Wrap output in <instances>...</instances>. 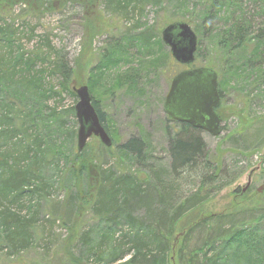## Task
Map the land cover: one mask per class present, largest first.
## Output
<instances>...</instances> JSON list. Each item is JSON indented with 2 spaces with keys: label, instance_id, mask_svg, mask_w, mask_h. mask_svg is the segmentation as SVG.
Segmentation results:
<instances>
[{
  "label": "trees",
  "instance_id": "obj_1",
  "mask_svg": "<svg viewBox=\"0 0 264 264\" xmlns=\"http://www.w3.org/2000/svg\"><path fill=\"white\" fill-rule=\"evenodd\" d=\"M45 1L51 4L50 1ZM62 1L65 7L68 4L78 5L85 14L94 13V9L99 11V7L103 5L102 13L104 17L110 16L108 19L110 25L114 26L113 29L118 25L113 16L127 21L136 12L142 13L145 3V0H104V3L103 0ZM152 1L157 5L163 2ZM169 1L178 10L176 18L167 19L157 31L154 27H148L135 33L134 39L141 46L150 48L154 40L162 36L164 28L176 21H185L198 36L195 62L199 61V45L207 36L222 47L226 60L235 51H246L249 43H254L253 51L256 55L253 59L246 58L242 62L246 66L243 75H251L252 72L254 75L257 72L255 76L262 74L261 78L264 79V66L260 62L264 57V25L254 30V16L243 7L248 0ZM46 8H50V11L54 9ZM261 11L263 15L260 14ZM260 12L258 16L264 17V9ZM224 16L228 23L223 27L221 22ZM136 28L138 22L128 32L136 31ZM155 35L158 37H154ZM4 46L11 49V52L5 51ZM12 48V25L0 26V260L5 259L9 262L7 264H54L51 260L55 250L61 248L65 241L51 238L48 227L52 229L58 222L62 226L70 224L72 227L78 211L83 209L89 213L97 231L101 232L97 235L100 240L96 244L92 243V234L90 231L86 233L85 226H81L70 237L67 242L71 248L67 253L70 259H73L77 245L82 246L81 254H78L80 257L75 255L77 259L74 258L77 264H89L92 259L93 264H171L174 249L181 264H260L251 258L247 241H243L246 240V224L238 227L231 225L244 214L253 215L255 209L204 215L184 229L183 222L211 194L231 185L243 173L236 163L233 168L228 167L221 160L222 156H209L208 147L201 135L185 124H180L181 135L170 142L171 183L168 182L167 172L159 167L156 169L158 171L150 169V176H136L120 170H106L102 162L98 166L95 185L79 186L64 201V212L56 216L58 205H54L49 197V188L54 183L46 175L54 163L66 161L68 153L64 148L69 144L68 138L71 142L75 138L76 130L66 129L64 116L56 111L50 113L49 119H45L44 101L49 94L58 96L64 92L77 98L73 91L76 76L67 63L61 62L59 65L58 62L55 70L61 78V89L55 91L51 87L47 91L44 88L45 72H34L35 62L25 58L24 54L17 55ZM177 66L175 63L172 79L180 72L177 71L180 65ZM205 67L217 73L211 62ZM240 67L227 70L228 75L238 73ZM252 68L254 71L251 72ZM217 75L222 100L220 110L224 113L227 106L221 93L223 84H220L219 71ZM93 105L109 134L105 114L99 103L93 99ZM64 114L76 117L75 107ZM255 126L253 135L236 134L226 138V142H231L232 150L239 156L252 152L242 149L241 142L248 144L253 139L251 144L257 147L264 143V136L260 135L264 131V119L259 118ZM222 130L224 132L223 128ZM52 134L58 135L60 141L55 140ZM101 147L104 149L103 145ZM121 149L134 158V161L144 162V141L132 139ZM84 153H75L74 161L70 167L66 164V168L72 171ZM232 172L236 173L232 175ZM63 173L65 175L67 171ZM73 173L75 174L74 170ZM187 176L199 181L198 189L189 194H180L178 186ZM27 197L29 211L27 215H23L22 210L15 206H23ZM36 197L40 198V203H50L54 209L55 214H47L49 226L40 221L38 204L31 202ZM144 199H150V202H144ZM157 206L161 208L159 215L155 212ZM255 220L261 219H253ZM179 228L183 231L180 241L176 242L175 236ZM118 229H123V232L121 237L116 238ZM197 233L206 235V241L202 247L187 253L188 242ZM32 254L38 259L30 261L25 258ZM128 257L129 260L125 261Z\"/></svg>",
  "mask_w": 264,
  "mask_h": 264
},
{
  "label": "rangeland",
  "instance_id": "obj_2",
  "mask_svg": "<svg viewBox=\"0 0 264 264\" xmlns=\"http://www.w3.org/2000/svg\"><path fill=\"white\" fill-rule=\"evenodd\" d=\"M49 1L51 4L45 0H0V26L12 25V51L32 59L35 62L34 72H45L44 88L47 91L51 87H54L55 91L61 89L59 85L61 78L55 70L58 62L59 65L61 62L67 63L74 70L76 76L74 86L76 88L88 86L91 96L99 103L101 111L105 114L106 126L113 143L111 147H106L98 138H91L83 150L85 153L81 161L77 162L76 167L73 166L75 174L73 170H68L66 164L68 166L72 164L73 155L78 154V122L75 116L64 112L75 107L78 98L65 92L58 96L49 94L44 101L45 119H49L50 113L56 111L64 116L66 129L76 130L75 138L72 142L68 138L69 144L64 148L68 153L66 161L54 163L46 175L54 183L49 188V197L54 205H58L56 216L64 212V201L73 195L79 186L95 185L98 166L102 162L106 170H120L136 176L140 174L150 176V169L156 170L159 167L167 172L168 182L171 183L170 142L181 135L182 129L179 123H173L168 119L164 103L171 86L172 74L176 69V62L171 56L170 49L162 42V36L156 38L150 48H144L135 41L133 35L148 27H154L155 31L162 28L167 19L176 18L178 13L176 6L170 4L169 0H163L159 5L152 0H145L144 11L129 16L127 21L113 16L118 23L113 29L114 26L110 25L108 19L110 16L104 17L102 13L103 5L99 7V11L94 9V13L85 14L78 5L68 4L65 7L62 0ZM46 7L54 9L50 11V8L48 10ZM243 7L254 16V30L264 25V17L258 16L260 10L264 9V0H248ZM137 22L136 31L128 32L137 25ZM226 22L228 23L227 18L222 17L223 27ZM199 47V61L191 68L205 67L209 62L213 64L217 73L219 71L220 84H223L221 93L227 106L224 113L220 112L224 132L218 137L204 134L201 135V139L208 147L209 156H219V158L222 156L221 160L228 167L233 168L236 163L243 173L231 185L211 194L210 198L183 222V227L187 228L204 215L255 209L253 215L244 214L235 219L231 225L238 227L246 224V240L243 241H247V250L250 251L249 254L254 262L264 264V143L257 147L251 144L253 139L248 144L241 142L242 149L246 148L252 152L239 156L232 150L231 142H226L227 137L236 134L253 135L257 120L264 119L262 74L255 76L257 73L255 72L253 75L254 68H252V77L243 75L246 66L242 62L246 58L253 59L256 55L253 51L255 46L254 43H249L246 51H235L228 60L224 56L222 47L211 37L204 38ZM4 50L11 52L6 46ZM260 62L264 66V57ZM234 65L241 66V69H238L240 71L228 75L227 70L235 69ZM189 68L179 66L177 71ZM54 71L56 73H53ZM52 135L55 140L60 141L58 135ZM260 135L263 137L264 131ZM132 139H140L146 143L143 163L134 161V158L121 149ZM64 171H67L65 175ZM235 173L232 172V175ZM250 175L251 186L247 189ZM191 178L187 176L178 186V193L189 194L198 189L199 181ZM24 201L23 206L18 204L15 207L22 210L23 215H27L29 198H25ZM31 202L38 204L39 219L43 225L49 226L47 214L50 212L55 214L50 203L48 205L44 202L40 203V198L37 197ZM144 202H150V199H144ZM155 212L159 215L161 208L157 206ZM256 218L261 220L253 221ZM74 222L75 225L72 227L70 224L62 226L60 222L52 229L48 227L51 238L65 241L61 248L55 250L51 260L54 264L78 263L74 262V258L77 259L75 255L80 257L78 254H81L82 246L77 245L75 255L70 259L67 253L71 248L67 242L74 232L81 229V226L86 227V233L90 231L93 244L100 240L97 235L101 231H97V226L92 223L89 213L84 212L83 209L78 211ZM182 231L183 229L179 228L175 236L176 242L180 241ZM121 232L123 229H118L116 238L121 237ZM205 241L206 235L194 234L188 242L187 253L202 247ZM25 258L30 261L38 259L34 254ZM128 260L129 257L125 261ZM171 260V264H181L176 258L175 249ZM7 263L9 262L5 259L0 260V264ZM93 263V259L90 260L89 264Z\"/></svg>",
  "mask_w": 264,
  "mask_h": 264
},
{
  "label": "water",
  "instance_id": "obj_3",
  "mask_svg": "<svg viewBox=\"0 0 264 264\" xmlns=\"http://www.w3.org/2000/svg\"><path fill=\"white\" fill-rule=\"evenodd\" d=\"M162 42L170 49L171 56L179 65L190 66L195 63L198 36L189 23L176 21L168 25L162 31ZM73 91L78 98L75 106L78 153L86 148L93 137L98 138L106 147H111L112 140L93 105L88 86L74 87ZM220 104L217 73L208 67H199L183 70L173 78L164 108L171 121L188 124L218 137L223 133V119L216 112Z\"/></svg>",
  "mask_w": 264,
  "mask_h": 264
},
{
  "label": "flooded vegetation",
  "instance_id": "obj_4",
  "mask_svg": "<svg viewBox=\"0 0 264 264\" xmlns=\"http://www.w3.org/2000/svg\"><path fill=\"white\" fill-rule=\"evenodd\" d=\"M219 95H220V89H219ZM220 98H221V95H220ZM222 101V100H221ZM220 106H221V104H220ZM216 112L218 113V114H220V112H221V110H220V107L216 110ZM220 116H221V114H220ZM222 117V116H221ZM169 119V118H168ZM170 120V119H169ZM171 121V120H170ZM173 122V121H172ZM173 123H176V122H173ZM180 124V123H179ZM185 125H188V124H185ZM188 126H190V125H188ZM192 129H194V130H196L197 131V133L198 134H200V135H204V134H209V133H206V132H203V131H201V130H198V129H195V128H193L192 126H190ZM223 128V127H222ZM209 135H211V134H209ZM251 179H252V177H251V175H250V177H249V179H248V181L250 180L251 181ZM251 184V183H250ZM250 186L251 185H249L248 187H247V189L249 188L250 189ZM245 192H246V190H245Z\"/></svg>",
  "mask_w": 264,
  "mask_h": 264
}]
</instances>
